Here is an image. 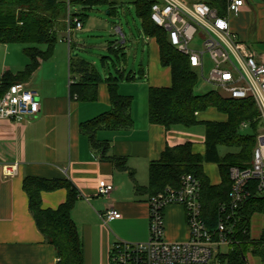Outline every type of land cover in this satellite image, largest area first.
<instances>
[{
    "label": "crops",
    "instance_id": "0c3cea01",
    "mask_svg": "<svg viewBox=\"0 0 264 264\" xmlns=\"http://www.w3.org/2000/svg\"><path fill=\"white\" fill-rule=\"evenodd\" d=\"M193 1L195 0L191 2ZM245 1L246 5L240 14L227 15L231 29L241 41L264 57V48L258 46L264 45V1ZM77 10L78 8L72 9L73 12ZM109 14L111 15L110 11ZM70 19L68 15L58 27L59 42L53 56L42 62L36 73L25 82L38 93L41 103L38 117L27 122L0 120V264H57L56 250L46 241L30 211L29 199L23 187L27 177L67 181L75 187L78 197L72 218L82 241L84 264H111L110 252L116 241L141 243L149 238V194L136 191L129 172L119 170L107 158L102 159L80 131L81 124L108 112L111 102L108 86L104 82L98 86L96 101L82 102L71 97V85L77 78H73L71 73L70 55L77 52L78 55L75 56L85 60L78 52L81 42L74 41L73 35L74 32L84 31L88 20L78 30L70 25ZM140 22L148 62L146 65L144 60L137 72L129 70V54L127 47L123 46L126 53L123 68L137 78L122 81L119 86L121 95L134 97V126L130 130L100 131L97 138L109 142L107 157L124 159L130 170L134 171L136 183L146 187L149 183L150 164L159 161L167 147L191 142L194 152L201 155L205 154L206 147L205 131L203 136H199V132L193 130L195 127L187 129L174 126L166 129L150 123L149 89L170 87L172 72L169 67L162 66L159 44L155 38L144 34L142 21ZM117 30L122 31L119 27ZM0 48L1 84L4 74L16 75L24 71L29 61L24 54V47L0 44ZM92 64L96 66V62ZM98 69L104 78L107 77V70ZM144 80H148V83ZM137 87L144 90L147 96V105L141 110L134 96ZM208 112H218L223 118L214 120L204 117ZM197 118L201 122H226L228 117L212 108L198 113ZM4 161L19 163L16 176L4 175ZM212 168L215 173L210 172ZM204 172L211 184L221 183L217 164L205 163ZM102 184L114 186L109 197L98 194ZM41 198L43 209L57 210L67 201L68 190L59 188L44 191ZM110 208H115L118 216L106 224L101 215ZM164 217L166 240L185 242L189 239L186 214L182 206L167 207Z\"/></svg>",
    "mask_w": 264,
    "mask_h": 264
},
{
    "label": "trees",
    "instance_id": "16d2710c",
    "mask_svg": "<svg viewBox=\"0 0 264 264\" xmlns=\"http://www.w3.org/2000/svg\"><path fill=\"white\" fill-rule=\"evenodd\" d=\"M216 9L221 16H227V0H202ZM264 1V0H263ZM137 17L142 21V29L146 36L155 38L160 47L161 64L169 67L172 72L170 87L150 88L148 92V116L151 124L161 125L166 129L183 126L191 129L197 126L205 127L204 155L195 153L193 144L187 142L175 147H167L157 162L149 167V183L141 187L136 183L135 173L127 166L126 161L115 156L107 157L110 144L100 141L97 134L100 131L130 130L134 126L132 118L133 97L119 93L122 81H132L136 75L126 72L123 63L126 53L123 46L109 43L107 56L101 59L102 69L107 70V77L89 61L80 59L71 53V73L77 81L71 85V97L79 101L93 102L98 98V86L107 84L111 107L106 113L81 124L80 131L85 135L93 150L100 153L102 159L107 158L116 168L128 171L136 191L149 194L151 197L168 187L178 188L181 178L191 174L198 178L202 186V202L206 212L214 215L217 205L228 198L230 191L229 169L232 166L244 167L250 161L257 145L259 130V115L257 106L251 99L234 100L218 91L197 94L196 89L200 76L191 67L189 58L179 53L169 42L166 31L157 27L151 20V3L147 0H135ZM110 6L114 13V4L110 0H0V44H20L28 64L24 71L14 75L6 73L0 84V98L8 88L17 83L27 82L39 69L41 63L53 56L59 42L58 27L68 15L79 18L82 23L87 20L86 11L98 6ZM78 8L73 12L72 9ZM74 26V25H73ZM216 109L225 114L226 122H201L198 113ZM251 123L253 135L240 134L241 125ZM225 147L234 152L221 156L219 148ZM217 164L222 181L219 185L211 184L204 172V164ZM24 190L29 199L32 216L46 241L56 250L58 264H84L82 241L72 218L78 193L75 187L67 181L46 180L27 177L24 179ZM59 188L68 190L67 201L57 210H45L42 207V192ZM149 197V198H150ZM244 224L257 212H264V196L254 197L244 208ZM249 244L244 243L229 254L223 261L225 264H249L246 252ZM254 254L262 257L263 252L255 246Z\"/></svg>",
    "mask_w": 264,
    "mask_h": 264
},
{
    "label": "built area",
    "instance_id": "2783aa9c",
    "mask_svg": "<svg viewBox=\"0 0 264 264\" xmlns=\"http://www.w3.org/2000/svg\"><path fill=\"white\" fill-rule=\"evenodd\" d=\"M151 3L152 22L166 31L170 44L189 58L191 67L210 85L234 100L251 99L257 106L259 130L257 145L246 166L229 169L228 198L217 205L214 215L206 212L202 202V186L191 174L181 178L178 188L168 187L149 198V238L146 242L116 241L110 252L111 264H225L223 258L236 247L247 243L246 257L257 258L264 264V224L261 236L252 235V220L264 212L255 213L244 224V208L254 197L264 196V57L235 34L227 16L202 0L187 4L181 0H147ZM245 0H227V15H238ZM71 23V20H69ZM71 25V24H70ZM75 29H82L79 18L73 19ZM198 37V38H197ZM199 41L200 47L193 43ZM209 55L212 70L205 77V56ZM41 103L37 91L25 83L8 88L0 98V120L27 122L38 117ZM251 127L250 122L241 129ZM6 177L18 174L19 163L2 162ZM114 191L111 184H102L98 194L109 197ZM171 205H180L186 214L190 237L185 242H169L165 237L164 212ZM118 216L115 208L101 215L104 223ZM263 252L254 254V248ZM227 251L223 252L222 249ZM60 261L57 258V264Z\"/></svg>",
    "mask_w": 264,
    "mask_h": 264
},
{
    "label": "rangeland",
    "instance_id": "374dc122",
    "mask_svg": "<svg viewBox=\"0 0 264 264\" xmlns=\"http://www.w3.org/2000/svg\"><path fill=\"white\" fill-rule=\"evenodd\" d=\"M110 1L112 4H114L115 8L113 15L109 14L110 6L106 5L98 6L90 11H86L88 16L87 28L84 31L74 32L73 39L76 42H81V49L78 52L81 53L84 59L91 63L96 62V66L100 69H102L101 59L108 55L107 47L109 43H115L118 46L127 47L126 51L129 54L130 64L129 70L137 72L144 60L147 65L148 56L144 50L146 45L144 44L142 38L141 22L136 15L135 5L133 3L134 0ZM181 1L187 4L192 3V0ZM118 27L122 29L121 32L117 30ZM124 36H126V39ZM15 46L25 47L20 44H15ZM193 46L200 47L199 41L194 42ZM258 46L264 48V45ZM1 51L2 48H0V64L2 61ZM75 54L78 55L77 52H75L74 55ZM212 67L213 65L211 59L207 54L205 56V77L209 76ZM210 91H218L224 94L223 91L219 90L213 85H210L204 79L200 78L196 93L201 95ZM134 92V96H136V102H138L139 110H141L142 107L144 108L145 105H147V96L145 91L141 90L139 87H137ZM204 117L212 118L214 120H219L221 117L223 118V116L218 114V112H208L207 114H204ZM193 130L198 131L200 134L199 136H203L205 127L200 125L195 127ZM253 133L254 132L251 128L243 130L241 129L240 131V134L243 136L253 135ZM219 151L221 156H225L227 153L234 152L232 149H227L225 147H220ZM213 167L216 168V166ZM214 168L211 169V173L216 172L213 170ZM263 224L264 221L261 219L260 215H255L253 217L252 235L254 238L258 239L261 236ZM222 251L226 252L227 249L223 248ZM247 260L249 264H261L260 261L255 257L252 259L247 258Z\"/></svg>",
    "mask_w": 264,
    "mask_h": 264
}]
</instances>
